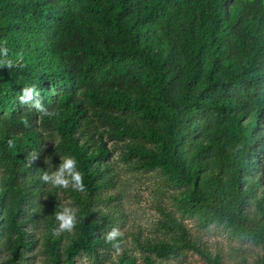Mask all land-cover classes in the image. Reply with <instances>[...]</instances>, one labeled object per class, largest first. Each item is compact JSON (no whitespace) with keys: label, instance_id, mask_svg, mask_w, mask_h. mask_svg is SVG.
<instances>
[{"label":"trees","instance_id":"1","mask_svg":"<svg viewBox=\"0 0 264 264\" xmlns=\"http://www.w3.org/2000/svg\"><path fill=\"white\" fill-rule=\"evenodd\" d=\"M0 48V264H264V0H0ZM110 142L162 178L151 233ZM66 156L83 190L42 181Z\"/></svg>","mask_w":264,"mask_h":264},{"label":"rangeland","instance_id":"2","mask_svg":"<svg viewBox=\"0 0 264 264\" xmlns=\"http://www.w3.org/2000/svg\"><path fill=\"white\" fill-rule=\"evenodd\" d=\"M113 151V162L115 163L120 176L123 179L130 181L129 191L124 198L126 204V213L128 215L127 227L137 228V225L144 227L146 234L151 233L154 225L160 219L161 215L158 211V204L160 203L161 197L158 192L159 185L162 184V178L160 175L154 173L148 175H138L129 172L125 169L120 159V152L116 144L113 142L109 143ZM55 173L59 171V164L53 165ZM62 196L65 194L61 191ZM63 201L66 207L74 208L72 199L69 195L63 196ZM41 231V230H37ZM212 243L216 241L226 242L228 237L222 229H211L207 234ZM31 264H44L45 256L42 254L41 249L33 250ZM188 264H205V262L196 253H190ZM77 264H93L85 258H79Z\"/></svg>","mask_w":264,"mask_h":264},{"label":"clouds","instance_id":"3","mask_svg":"<svg viewBox=\"0 0 264 264\" xmlns=\"http://www.w3.org/2000/svg\"><path fill=\"white\" fill-rule=\"evenodd\" d=\"M7 50L0 48V55H6ZM7 67H12L13 62L3 61ZM34 96H39L37 86H27L22 90L21 103L31 101ZM34 107L42 109L39 102H35ZM43 182H47L54 187L67 188L71 185L75 189L83 190V177L81 172L78 170L77 161L72 156H66L63 158L62 163L59 166V171L53 175H49L47 172L41 177ZM55 219L58 222V227L53 230V235L59 236L62 232H71L76 224L77 215L76 209L72 207H60L59 211L55 212ZM121 233L117 229H113L109 232L105 240L106 242L112 243L114 248L118 249V244L115 243Z\"/></svg>","mask_w":264,"mask_h":264}]
</instances>
